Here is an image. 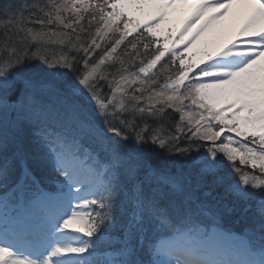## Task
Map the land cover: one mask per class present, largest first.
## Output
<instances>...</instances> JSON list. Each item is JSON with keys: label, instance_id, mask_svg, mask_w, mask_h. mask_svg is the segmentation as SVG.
<instances>
[{"label": "snow or ice", "instance_id": "6c2138e0", "mask_svg": "<svg viewBox=\"0 0 264 264\" xmlns=\"http://www.w3.org/2000/svg\"><path fill=\"white\" fill-rule=\"evenodd\" d=\"M190 6L166 36L158 35L170 17ZM234 17H239L236 35L244 39L209 50L215 43L209 38ZM141 28L128 43L147 58L133 71L124 67L130 61L115 54ZM0 29L6 40L22 41L20 51L0 67V264H88L95 243L60 244L42 227L53 195L41 175L48 154L56 155L59 174L80 191L87 182L77 157L83 135L95 138L110 158L103 166L107 196L84 200L94 215L75 205L57 232L94 241L102 228L112 229L118 235L111 239L119 245L114 254L125 264H264V249L254 250L245 234L222 226L239 213L249 221L245 233L264 234V0H63L47 11L27 0H0ZM138 44L156 48L141 54ZM49 45L77 50L76 57L55 62L71 72L67 80L34 78L29 51ZM202 45L201 59L193 62ZM225 52L245 62L229 68L221 62ZM167 53L161 71L149 76ZM39 59L48 64L46 56ZM113 60L119 67L109 81L103 66ZM102 81L112 87L111 100L100 91ZM85 92L105 130L76 101ZM169 108L180 113L179 130L187 127L191 138L173 131L166 139L153 126ZM62 123L75 125L79 134L69 135ZM225 130L248 141L243 145L248 158L241 154L240 161L250 159L261 174L241 173L242 186L235 190H220L222 179H209L215 177L211 162L198 170L176 164L177 157L187 158L205 142H212L206 149L211 157L223 153L234 161L231 135L227 143L215 144ZM23 248L29 249L26 255Z\"/></svg>", "mask_w": 264, "mask_h": 264}, {"label": "trees", "instance_id": "16d2710c", "mask_svg": "<svg viewBox=\"0 0 264 264\" xmlns=\"http://www.w3.org/2000/svg\"><path fill=\"white\" fill-rule=\"evenodd\" d=\"M27 2L29 3H35L38 4L41 7H44L45 10L47 11L48 8L57 3L60 2L58 0H27ZM88 19H90V17L85 18V21H83V23L87 24ZM31 26V25H29ZM39 26H37L38 28ZM53 30L55 31H65L64 29H60V28H56L55 25L52 26ZM91 31L94 32L95 31V25L93 24L91 27ZM140 32H135V33H130L125 41L120 45V47L117 49V54L115 55H119V59L123 60V61H130V63H125L124 67L125 68H130V70L133 71H138L139 70V66L140 65V61L142 59H146L147 57L145 55H140L137 56L136 55V51L132 49L131 44L128 43V41L130 40H134L135 37L139 36ZM81 38L82 39H89V37L87 36L86 33H81ZM22 41L20 40H6L3 37V31L2 29H0V67H2L4 65V63L12 58L14 56L15 52H19L20 51V45H21ZM29 44H32V41H28ZM108 47H111V45H109ZM155 45H150V47L148 49H144L140 44L137 45V49L141 54L147 53V52H152L155 50ZM125 49H127V51H125ZM23 55V53H21ZM97 54H99V50H97ZM29 55H31L33 58L30 61L31 66L30 67H34L35 71H34V78L38 81H64L67 80L72 74L71 72H65L64 69L62 68H58L56 66V61L60 60L62 57H68L69 59H72L73 57L77 56V50L72 49L70 46L68 45H49L46 48L40 50L37 53V49L35 47H32L31 50L29 51ZM43 55L46 56L47 60H48V64H45L42 60L39 59V56ZM93 59H95V57H93ZM163 64V63H162ZM160 64L157 67V72L161 71V65ZM119 65H117L115 63V60L113 61H106L105 65L103 66V68H105L107 70V73L109 74V81H111L113 79L111 73H113L116 68H118ZM117 80L119 79V77H115ZM163 77L161 78V83L160 86L162 87L163 84ZM72 82L75 83V77H72ZM102 87L100 88V91L104 92L107 96V100H111V91H112V87L110 84H104V82H101ZM87 95L88 93H84V96ZM84 97L83 96H77L76 99H79L82 101ZM80 102V101H79ZM107 102V101H106ZM94 108V107H93ZM90 114L92 115V117L97 120V122L99 123L100 127L102 128V130H105V125H104V121L102 119V116L99 113H94L93 109H92V105L89 107ZM180 114L177 113L175 110L169 108L166 109V112L164 114H162V118L160 119V121L158 123H155L153 126L157 127L159 129H161V134L165 135V138L167 139V137L169 135L172 134L173 131H175L177 137H181L185 134L189 135V137L191 138V134L189 132V130L185 127L183 129V131L179 130V127L181 125L184 124L183 121L180 120ZM64 123L61 124V127ZM67 132H69L66 129ZM187 141H183V145L187 146ZM217 142H215L216 144ZM97 146H99V149L102 153V158L105 162L109 163L110 162V158L108 156V154L104 151L101 150L99 143L97 144ZM212 145L210 144V142H205V146L204 147H199V148H195L193 151H191L188 155L187 158L185 157H177L176 158V164L179 165H185V166H192L194 168H196L197 170L200 168L205 167L209 161H210V154L207 152V147H211ZM161 157L163 158L162 154ZM219 160H222L221 163H219L217 165V167L214 169L215 171V177H209L210 180L215 179V178H220L222 179L223 183L220 184L218 187L220 188V190H223L224 188H226L228 186V180L229 178L232 177H242L241 173H245V174H249L251 175H255V176H259L260 172H257L256 170H252L249 169L250 167L247 164H243L241 163V161L239 159L236 158V160L234 161H228L227 159H225L221 153L217 154V157ZM225 161V162H224ZM236 165L237 168H239V172L236 171L232 165ZM44 169H42L43 171ZM41 171V173H42ZM233 199L235 197H232ZM251 203L255 204L256 203V199L254 198ZM239 215V213H237ZM244 226L249 228V221L247 219V217L244 220ZM254 231L255 233L257 232L256 230H251ZM259 235H264L261 233H258Z\"/></svg>", "mask_w": 264, "mask_h": 264}, {"label": "rangeland", "instance_id": "374dc122", "mask_svg": "<svg viewBox=\"0 0 264 264\" xmlns=\"http://www.w3.org/2000/svg\"><path fill=\"white\" fill-rule=\"evenodd\" d=\"M192 7H194V6H190L188 9H185V10H183L182 12L177 13V14H174L172 17H170L169 23L166 24V25H164V26H166V27H164L162 31H164V30H166V29L168 30V28H170V27H175V26L179 23V21L182 19V15H183L185 12H189V11H191V8H192ZM238 23H239V17H238V18H235V17H234V18H231L230 21H229L225 26H223V28H222V30H221V32H220L219 34H215V35H213L212 37H210L209 39H210V40H214L215 43L209 48V50H215V48L219 47V46L222 45V44H226L229 40L235 42V41H238V40L244 39V37H240V36L236 35V31H237V25H238ZM231 25H232L233 27H232ZM227 29H231V30H232V34H233V35H231V36H232V37L234 36L232 39L229 37L228 34L225 35V32H226ZM222 32H223V33H222ZM202 49H203V45L201 46V52H202ZM237 58H239V57H237ZM239 60H240V61H239V62H240V66H242L243 63L245 62V58H239ZM85 101H86V103H88V104L96 105L95 102L93 103V101H91V100H86V99H85ZM173 110H175V109H173ZM179 114H180V113H179ZM236 152H237V151H236ZM234 155H235L236 157H238V154L234 153ZM246 158H247V157H246ZM45 163L47 164V162H45ZM249 163L251 164L250 159H249ZM258 163H259V162H257V165H258ZM235 189H239V188H235ZM230 228H231V227H230ZM250 246H251L252 248H254V249L257 250L256 246H254L252 243H250Z\"/></svg>", "mask_w": 264, "mask_h": 264}]
</instances>
